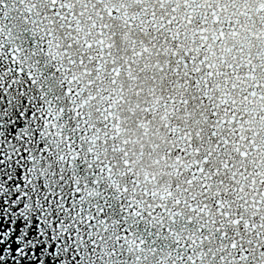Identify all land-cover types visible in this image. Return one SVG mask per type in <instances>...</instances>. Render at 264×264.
Returning a JSON list of instances; mask_svg holds the SVG:
<instances>
[{
    "label": "snow or ice",
    "instance_id": "obj_1",
    "mask_svg": "<svg viewBox=\"0 0 264 264\" xmlns=\"http://www.w3.org/2000/svg\"><path fill=\"white\" fill-rule=\"evenodd\" d=\"M0 264H264V0H0Z\"/></svg>",
    "mask_w": 264,
    "mask_h": 264
}]
</instances>
